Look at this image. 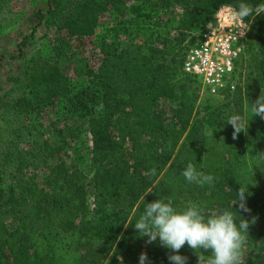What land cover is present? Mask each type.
Returning <instances> with one entry per match:
<instances>
[{"label":"trees","instance_id":"1","mask_svg":"<svg viewBox=\"0 0 264 264\" xmlns=\"http://www.w3.org/2000/svg\"><path fill=\"white\" fill-rule=\"evenodd\" d=\"M160 2L179 6L180 15L163 19L154 0H45L34 11L37 22L19 42L20 53L45 23L80 38L95 35L102 11L113 24L100 39L99 62L84 72L87 83L74 84L59 68L60 50L22 67L25 92L8 105L14 113L40 115L60 139L42 142L56 162L41 181L25 172L8 183L0 176V264H139L142 252L146 264H171L159 239L148 243L134 228L147 203L159 198L177 210L190 203L206 214L227 209L237 226L242 217L249 220L244 264H264V119L250 116L264 90V14L244 19L249 30L238 65L248 51L256 58L244 85L214 96L221 97L215 105L197 104L186 87L175 99L173 85L184 79L201 86L182 64L219 6L264 0ZM233 114L247 129L236 139L226 123ZM87 137L88 159L72 156V144ZM188 163L213 183L187 182ZM24 166L21 160L17 168ZM240 183H249V211L232 206ZM179 254L185 264H197L187 244Z\"/></svg>","mask_w":264,"mask_h":264},{"label":"rangeland","instance_id":"2","mask_svg":"<svg viewBox=\"0 0 264 264\" xmlns=\"http://www.w3.org/2000/svg\"><path fill=\"white\" fill-rule=\"evenodd\" d=\"M154 2L158 4L157 13L163 19L178 17L182 11L179 6H161L160 0ZM44 3L45 0H0V176L7 183L14 175L19 176L24 172L33 174L41 181L49 166L56 162L55 157H49L43 152L42 142L48 140L55 144L60 139L59 134L40 115L14 113L8 105L25 92L20 77L23 65H27L31 58L60 50L59 68L68 72L74 84L87 83L84 72L86 68L95 67L99 62L100 39L104 36L106 28L113 24L109 13L102 11L95 35L80 38L61 30L57 31L55 26L45 23L37 28L28 47L20 53L19 42L24 35L31 33L37 22L34 11ZM255 62V56L250 51L246 52L245 60L243 59L241 67L239 66L241 75L235 78L236 88L244 85V80L250 72L253 75ZM173 85L176 91L175 99L180 91L186 88L193 93L197 104L208 102L215 105L221 98L206 94L201 86L193 81L178 79ZM175 99L170 100L168 106H173ZM85 139L82 144H72V156L76 154L85 160L88 159L87 148L90 139ZM21 160L25 162V166L19 170L17 166Z\"/></svg>","mask_w":264,"mask_h":264},{"label":"clouds","instance_id":"3","mask_svg":"<svg viewBox=\"0 0 264 264\" xmlns=\"http://www.w3.org/2000/svg\"><path fill=\"white\" fill-rule=\"evenodd\" d=\"M261 14H264V3L251 5L241 2L229 12L231 20L241 28L244 27L242 22L245 18ZM250 116L264 119L262 89L258 98L251 102ZM226 123L233 127V139H236L241 131H247L243 118L238 114L230 115ZM261 154L264 156V153ZM152 173L155 174V169H152ZM182 175L187 182L200 186L212 184L215 179L210 174L197 171L192 163L187 164ZM248 184L240 183L236 199L232 203L233 207L238 205L239 209L249 211L246 205ZM249 224L250 221L242 217L237 226L233 212L227 209L206 214L196 204L190 203L186 208L177 210L170 199L159 198L147 203L144 213L135 221L134 228L139 236L148 238V243L159 239L161 246L170 250L168 259L171 264H185L187 257L179 254L185 244L195 250L198 256L197 264H244V246ZM201 249L210 255H205ZM147 260V253L142 252L139 264H146Z\"/></svg>","mask_w":264,"mask_h":264},{"label":"built area","instance_id":"4","mask_svg":"<svg viewBox=\"0 0 264 264\" xmlns=\"http://www.w3.org/2000/svg\"><path fill=\"white\" fill-rule=\"evenodd\" d=\"M235 7L223 4L213 15V20L202 26L182 64V71L201 83L202 91L210 96H221L236 88L238 62L245 54L249 23L237 27L229 12Z\"/></svg>","mask_w":264,"mask_h":264}]
</instances>
